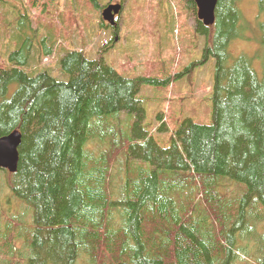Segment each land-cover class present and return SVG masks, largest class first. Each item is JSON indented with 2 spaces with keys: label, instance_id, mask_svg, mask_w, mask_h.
<instances>
[{
  "label": "trees",
  "instance_id": "1",
  "mask_svg": "<svg viewBox=\"0 0 264 264\" xmlns=\"http://www.w3.org/2000/svg\"><path fill=\"white\" fill-rule=\"evenodd\" d=\"M239 1L218 0L211 26L196 17L206 45L193 67L216 62L213 123L185 120L168 148L122 117L143 120L142 85L169 78L128 79L69 51L60 65L70 78L60 81L27 70L34 49L18 41L0 61V138L19 132L21 144L17 171L0 172L33 222L11 220L0 252L16 256L24 240L25 264H264V22L260 76L229 51L247 40ZM182 2L197 13L194 0ZM259 8L264 16V0ZM228 185L240 190L227 195Z\"/></svg>",
  "mask_w": 264,
  "mask_h": 264
},
{
  "label": "rangeland",
  "instance_id": "2",
  "mask_svg": "<svg viewBox=\"0 0 264 264\" xmlns=\"http://www.w3.org/2000/svg\"><path fill=\"white\" fill-rule=\"evenodd\" d=\"M38 1L34 5L31 0L0 3V61L17 50V43L23 42L24 36H30L34 39L31 45L34 50L26 69L35 73L48 71L60 81L70 78L62 73L60 61L74 50L84 51L92 60L102 58L107 66L128 79L146 77L165 81L169 78L168 84L142 85L138 98L145 112L143 120L122 117L125 129H135L140 123L139 130L143 128L163 148L171 146L176 130L185 120L202 125L213 123L215 59L193 67L203 60L206 45V38L195 33L198 11L196 14L187 11L182 0L166 3L98 0L101 11L89 0ZM113 3L123 6L117 20V34L102 20V10ZM238 6L248 25L247 40L234 41L229 51L233 59L246 55L261 76L263 49L259 24L264 22V16L260 13L259 0H240ZM22 14L28 25L24 26V32L18 26ZM45 45L52 51L44 56ZM23 57L19 58L21 62L25 61ZM15 90L16 86L11 87L10 97ZM116 174L122 175L120 169L115 173L117 178ZM8 186L7 174L0 172V232L11 220H21L25 226L33 222L32 211L13 197ZM239 190L228 185L223 193L237 194ZM16 249L19 256L8 257L0 252V264H25L28 258L25 260L24 240H17ZM77 264L90 263L83 259Z\"/></svg>",
  "mask_w": 264,
  "mask_h": 264
},
{
  "label": "water",
  "instance_id": "3",
  "mask_svg": "<svg viewBox=\"0 0 264 264\" xmlns=\"http://www.w3.org/2000/svg\"><path fill=\"white\" fill-rule=\"evenodd\" d=\"M198 8V18L206 26H211L215 22V11L218 0H194ZM121 5H110L102 12L104 22L115 25V18L121 13ZM21 144V134L12 133L9 136L0 138V169L10 173L17 171L18 149Z\"/></svg>",
  "mask_w": 264,
  "mask_h": 264
},
{
  "label": "flooded vegetation",
  "instance_id": "4",
  "mask_svg": "<svg viewBox=\"0 0 264 264\" xmlns=\"http://www.w3.org/2000/svg\"><path fill=\"white\" fill-rule=\"evenodd\" d=\"M1 2H3V3H10V0H0V3ZM113 4H116V3H113ZM109 6V5H108ZM13 7H15V5L13 6ZM21 18H23V21L26 19V17H25V15L24 14H22L21 16H20V20H21ZM19 20V27H21V21ZM23 23V25L25 26V27H27L28 25L25 23V21L24 22H22ZM23 26V27H24ZM110 29V28H109ZM111 29H113V32L114 33H116L117 34V29H118V27L117 26H115V27H112ZM24 32V31H23ZM24 43H28L29 45H30V47H32L31 45H32V43H33V41H34V39L32 38V37H30V36H24ZM40 43H43V41L42 42H40Z\"/></svg>",
  "mask_w": 264,
  "mask_h": 264
},
{
  "label": "bare ground",
  "instance_id": "5",
  "mask_svg": "<svg viewBox=\"0 0 264 264\" xmlns=\"http://www.w3.org/2000/svg\"><path fill=\"white\" fill-rule=\"evenodd\" d=\"M205 60V59H204ZM63 73V72H62ZM114 126V125H113ZM27 200V199H26ZM28 235V234H27Z\"/></svg>",
  "mask_w": 264,
  "mask_h": 264
}]
</instances>
